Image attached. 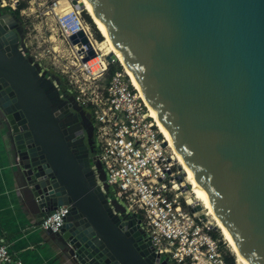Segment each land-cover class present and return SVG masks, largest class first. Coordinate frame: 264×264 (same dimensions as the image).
Here are the masks:
<instances>
[{
    "label": "water",
    "instance_id": "water-1",
    "mask_svg": "<svg viewBox=\"0 0 264 264\" xmlns=\"http://www.w3.org/2000/svg\"><path fill=\"white\" fill-rule=\"evenodd\" d=\"M88 2L236 248L264 264V0ZM9 19L0 16V134L13 192L33 214L69 205L49 231L67 264H171L114 198L97 156L68 140L59 91ZM69 40L87 45L83 62L96 55L82 31Z\"/></svg>",
    "mask_w": 264,
    "mask_h": 264
},
{
    "label": "built area",
    "instance_id": "built-area-1",
    "mask_svg": "<svg viewBox=\"0 0 264 264\" xmlns=\"http://www.w3.org/2000/svg\"><path fill=\"white\" fill-rule=\"evenodd\" d=\"M60 1H52L51 12L62 42L68 44L75 59L58 77L65 90L92 116L97 158L114 198L126 212L140 218L141 229L149 237L151 248L160 257H168L169 263L238 264L236 260L226 259L220 240L200 223L190 210L191 204L185 200L190 206L187 209L182 203L180 195L186 192L184 178L178 181L182 170L128 74L122 68L109 73L111 62L105 56H102L105 64L99 60L95 70L89 60L82 61L88 47L81 42L72 44L71 35L82 31L95 56L100 57L101 52L93 45L96 39L91 26L76 9L66 8L69 0ZM17 5L18 0L9 4L12 9ZM6 6L5 0H0V8ZM55 48L58 53L62 51L58 45L52 47L53 51ZM68 211L69 205H66L45 213L39 220L40 227L58 231ZM0 264L23 263L0 241Z\"/></svg>",
    "mask_w": 264,
    "mask_h": 264
},
{
    "label": "rangeland",
    "instance_id": "rangeland-1",
    "mask_svg": "<svg viewBox=\"0 0 264 264\" xmlns=\"http://www.w3.org/2000/svg\"><path fill=\"white\" fill-rule=\"evenodd\" d=\"M52 1L53 0H18L17 7L19 5L23 6L19 11V16L22 21L25 42L29 46V54L34 55V59L38 61L42 68L48 70L50 73L56 75L57 77H60L62 75L61 70L65 69V66H69L70 62L75 58L71 54L68 44L62 42V36L57 31L55 24V16L54 13L51 12L50 8V4L52 3ZM13 2L14 0H5V3L8 6ZM77 11H80L79 14L81 18L85 22H87L86 16H90L87 11L83 8ZM90 18L91 16L89 17V19ZM91 25L89 24L91 28H95V31L92 30L94 36L99 35L101 36V39L103 38L102 40H97L94 37L96 41H104V37L96 27L93 20L91 21ZM50 36V40L54 41L49 40ZM56 45H58L59 48L62 50L60 51V53L57 52L58 50L56 48V51H53L52 47H55ZM102 55L104 56L105 54ZM105 57L107 58L106 55ZM91 59L92 58H90L89 61ZM118 68H122L124 70V67L121 65L119 60L111 62L108 66V72L110 73L111 71ZM103 82L104 81H102L101 83L103 84ZM181 172L182 174L180 173L179 176L183 178V171ZM186 186H188L185 189L187 194L184 192L180 195L185 208L189 209L190 207L185 203V200L187 199L186 195H188L190 196L191 199L189 200L192 203L190 210H195L194 213L196 214L200 223L205 224L206 227L209 229V232L220 240V243L223 247L226 256L232 257L234 260H236V256L233 254L231 245L229 244L228 240L224 237L220 228L216 227L214 221L211 219V216L209 215V209L204 205L202 206L201 202L198 200V197L190 188L189 184H186ZM202 217H204L205 220H203Z\"/></svg>",
    "mask_w": 264,
    "mask_h": 264
},
{
    "label": "crops",
    "instance_id": "crops-1",
    "mask_svg": "<svg viewBox=\"0 0 264 264\" xmlns=\"http://www.w3.org/2000/svg\"><path fill=\"white\" fill-rule=\"evenodd\" d=\"M0 134V241L23 264H67L50 232L39 225L44 214H33L8 183L7 158Z\"/></svg>",
    "mask_w": 264,
    "mask_h": 264
},
{
    "label": "bare ground",
    "instance_id": "bare-ground-1",
    "mask_svg": "<svg viewBox=\"0 0 264 264\" xmlns=\"http://www.w3.org/2000/svg\"><path fill=\"white\" fill-rule=\"evenodd\" d=\"M63 2H65V0L60 1V3H63ZM78 2L80 4L81 8L85 9L87 11V13L91 16L96 27L98 28V30L101 32L102 36L104 37V41H100V42L93 41V45L95 46L96 50L99 51V53L101 52V56L100 57L94 56V57H92V59L90 61H88L89 64L91 65L92 69L95 70L98 67L99 60H101L105 64V61L102 58V56H103L102 54H105L106 56H110V54H112L113 57L116 58V61L119 60L121 65L124 67V71L126 72V74H128L129 78L131 77L130 81L132 79V81H131L132 85L136 89H138L141 97L143 98L144 102L146 103L147 107L149 108L150 116L153 118L154 124L157 126L159 131L164 135L168 145L172 148L173 154L177 160L178 165L180 166V168L182 167L181 170L183 171V178H184L182 181L183 184H189L190 188L194 191V193L198 197V200L201 202L202 206L204 205L205 207H207L209 209V215L211 216V219L214 221L215 226L220 228L222 234L224 235V237L228 240L229 244L231 245L232 252L236 256V262L238 264H248V262L245 260V258L242 256V254L236 248L232 238L230 237V235L228 233V230H227L224 222L221 220V218L218 216V214L215 212L214 208L210 204L209 199H208L206 193L204 192L202 186L199 184V182L195 178L193 172L191 171V169L188 167V165L186 164V162L184 161L182 156L177 151V149L174 146L167 130L164 128L163 124L161 123L157 112L152 107L150 102L147 100L142 88L139 86V84H135L134 76H133L128 64L124 61V59L122 58V56L118 52L113 40L107 34L106 29H105L102 21L96 15V13L93 11L88 0H78ZM72 7L73 6H72L71 2L69 3V1H68V3L66 4V8H72ZM77 10H79V9H77ZM106 59L108 60V58H106ZM178 158H179V160H178ZM185 193L187 194V192H185ZM186 198H187L186 202L192 205V203L189 200V199H191L190 196L186 195Z\"/></svg>",
    "mask_w": 264,
    "mask_h": 264
},
{
    "label": "flooded vegetation",
    "instance_id": "flooded-vegetation-1",
    "mask_svg": "<svg viewBox=\"0 0 264 264\" xmlns=\"http://www.w3.org/2000/svg\"><path fill=\"white\" fill-rule=\"evenodd\" d=\"M8 13L11 14V19H9L11 26L19 31L20 39L24 43L25 55L31 57L33 62H38L34 59V55L29 54V46L25 42L20 16L16 15L14 12H11L7 7L0 8V16L4 15L5 17V14ZM45 71L46 77L52 79L55 87L59 91L60 97L62 98L61 101L58 100L56 102V107L59 111L60 119L62 122H64L61 126V129L66 131V136L70 135V139L68 140L75 143L74 149H76V151L79 152V149H87L90 155L97 156V148L94 141L92 116L89 110L80 106L76 102L74 96L65 90V87L62 85L59 77L50 73L46 69ZM56 79L58 80L57 83L55 82ZM68 104H71L70 106L72 107H68ZM78 107H80L81 109L78 110Z\"/></svg>",
    "mask_w": 264,
    "mask_h": 264
},
{
    "label": "trees",
    "instance_id": "trees-1",
    "mask_svg": "<svg viewBox=\"0 0 264 264\" xmlns=\"http://www.w3.org/2000/svg\"><path fill=\"white\" fill-rule=\"evenodd\" d=\"M6 7H7L11 12H14L16 15L19 16V11H20V9H21L23 6L19 5V6L16 7L15 9H12L10 6H6ZM89 17H90V16H89ZM89 17L86 16V21L91 25V21H92V19L90 18V19H91V20H90ZM91 26H92V25H91ZM92 30L95 31V28L92 27ZM94 37H95L97 40H102V39H103V38L101 39V36H99V35H95ZM118 69H121V68H118ZM115 70H116V69H115ZM113 71H114V70H113ZM212 236H214V235H212ZM214 237H215V236H214ZM215 238H216V237H215ZM226 259H227L228 261H230V262H233V260H234L232 257H227V256H226Z\"/></svg>",
    "mask_w": 264,
    "mask_h": 264
}]
</instances>
